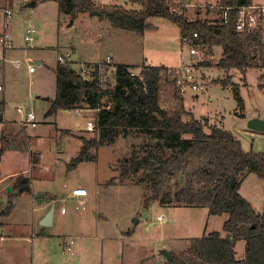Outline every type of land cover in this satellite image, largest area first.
I'll use <instances>...</instances> for the list:
<instances>
[{
	"label": "rangeland",
	"instance_id": "374dc122",
	"mask_svg": "<svg viewBox=\"0 0 264 264\" xmlns=\"http://www.w3.org/2000/svg\"><path fill=\"white\" fill-rule=\"evenodd\" d=\"M31 2L34 5L28 6ZM94 2L100 6L139 8L127 0ZM255 2L264 4V0H253ZM216 4L217 0H174L173 8L176 13L183 12L188 19L198 17L211 20L217 17L213 8ZM4 10L11 12L9 18ZM7 20L10 21L8 33L12 47L3 49L0 46V85L3 87L0 92V114L4 110L6 120L21 122L26 112L32 111L36 117V128H18L17 136L0 133V148L28 144L27 148L34 150L35 145L31 140L35 137L38 140L35 151L42 153L32 154L31 161L38 163V156L42 157L47 151V156L41 158V166L62 168L65 170L62 173L68 176L61 180L67 179L69 185L79 182L80 186L91 188L93 195L89 203L83 201L80 204L78 238V221L77 216H74L78 211L70 210L69 203L53 202L54 224L43 229L36 218L39 212L33 211L32 197L21 193L26 195L17 201L13 220L10 221L12 224L7 230L10 237L0 244V264H168L165 252L171 256L183 253L191 239L209 232L217 231L224 236L222 225L226 214L209 216L205 207L160 204L162 194L172 195L175 191L177 177L168 179L158 189L157 199L152 200L154 190L148 188L146 182H138V178L131 175L121 176L124 159L130 158L132 152L139 150L143 144H153L154 140L150 136L129 131L125 137L119 135L108 145L85 149L82 156L89 160L74 165L73 159L82 148L80 137L91 139L95 132L82 130L77 135H65L67 133L56 130L51 121H57L62 128L80 130L85 127L87 120H94L96 111L90 109L65 114L60 110L54 115L47 113L55 96L54 70L59 53H69V61L75 63L77 70L85 69L86 64L105 63L106 56L111 58V64L104 66L107 70L116 62L130 66V71L134 73H140V64L144 65V62L177 66L182 61L180 55L186 54L177 25L163 18H149L150 28L139 34L116 28L108 20H99L86 14H79L74 19L59 14L57 2L53 0H0V34ZM26 29L35 30L31 42L23 40ZM203 50L204 63H214L221 53V49L217 50L216 47L212 51L206 47ZM29 60L35 66L32 74L27 70ZM37 61L39 65L35 64ZM183 61L189 62L187 59ZM194 75L196 82L203 84L205 90L183 95L186 111L195 119L206 118L210 125L231 132L240 141L244 151L264 153V132L247 127L250 118H264V69L249 68L242 77L237 70L225 74L213 65L200 64L196 66ZM226 78L231 84L240 86L243 106H238L230 87L219 85V81ZM102 81L111 84L104 76ZM17 108L23 112L18 113ZM20 124L24 126L22 122ZM6 137L11 139L10 146L4 143ZM18 156L17 161L12 160L9 154L2 158L0 173L6 174L26 167L27 160L20 153ZM25 156H28L27 152ZM58 160L60 162L56 164ZM15 177H12L13 181ZM58 185L61 187L62 183ZM34 187L38 193L43 189L46 191L49 181L35 184ZM240 194L256 211L260 210L264 207V180L248 173L241 184ZM8 195L7 199L0 202V211L6 208L8 200L13 204L20 194ZM146 199L151 200L147 205ZM61 205L67 208L66 215L59 214ZM258 212L262 213L261 210ZM158 215L165 221L158 222ZM4 219L0 218V221ZM69 237L75 241L73 254L65 252L64 245ZM244 246L243 240L236 242L237 259L243 258Z\"/></svg>",
	"mask_w": 264,
	"mask_h": 264
},
{
	"label": "trees",
	"instance_id": "16d2710c",
	"mask_svg": "<svg viewBox=\"0 0 264 264\" xmlns=\"http://www.w3.org/2000/svg\"><path fill=\"white\" fill-rule=\"evenodd\" d=\"M53 1L57 2L59 14L73 19L86 14L139 34L150 28L149 18H163L177 25L180 34L197 32L209 51L213 47L221 49L218 60L202 65H213L225 74L237 70L242 77L249 68L264 69V32L259 29L237 33L233 11L229 22L222 23L216 17L188 19L183 12H175L174 0H127L138 9L100 6L94 0ZM251 3L217 0L218 6L232 8ZM70 63L57 62L55 96L47 113L72 110L81 103L96 111L95 136L80 137L82 148L73 159L74 165L89 160L82 156L85 149L108 145L119 135L125 137L129 131H138L150 136L154 143L143 144L124 159L122 177L131 175L138 182H146L154 190L152 200L157 199L158 189L168 179L177 177L175 191L172 195L162 194L161 205L205 207L209 216H227L222 225L224 236L213 231L193 238L183 253L172 255L168 264H264V213L256 211L240 194L248 173L264 180V153L244 151L231 132L187 112L183 95L168 76L171 67L142 65L139 76H131L130 66L114 64L115 79L109 84L99 81L96 72L99 64L105 69L106 63L90 66L96 77L90 81L83 80ZM227 79H221L219 85L230 87L238 106H243L240 86ZM13 186L18 194L30 192V180L21 174L15 177ZM149 201L146 199L145 205ZM12 209V201L8 200L0 218L8 217ZM238 240L245 242L242 259L235 256Z\"/></svg>",
	"mask_w": 264,
	"mask_h": 264
},
{
	"label": "crops",
	"instance_id": "0c3cea01",
	"mask_svg": "<svg viewBox=\"0 0 264 264\" xmlns=\"http://www.w3.org/2000/svg\"><path fill=\"white\" fill-rule=\"evenodd\" d=\"M251 2L253 3V0H251ZM253 4H261V3L255 2ZM188 5H190V4H188ZM190 6H194V5H190ZM216 6H217V4H216ZM215 13L218 14L217 11ZM217 50H218V48H217ZM219 54H221V53H219ZM217 57L219 59L220 55H218ZM113 61L114 60H112V64H114ZM180 61H181V55H180ZM18 63L20 64V62H17L16 64H18ZM119 63H121V62H116V64H119ZM180 63L181 62H179V64ZM35 64L39 65L40 62L37 61ZM74 64H75L74 62H71L70 67L73 68L75 71L80 72V70L83 69V68H80L79 70H77L74 67ZM143 64L144 65H152L151 63H148V62H144ZM140 65L142 66V63ZM82 66L83 65H81L80 67H82ZM85 66H86V68H90L89 67L90 65L86 64ZM156 66H159V65H156ZM166 67H171V68L176 67V64H175V66H166ZM30 74H32V73H30ZM0 87H1V90H0V92H1L3 90V87L1 85H0ZM36 97H39V96H36ZM195 97L197 98L196 94H195ZM4 103H5V100H3V102H2L3 107H4ZM59 111L60 110H57L52 115L57 114ZM70 111H77V113H79L82 111H90V109L87 108L86 104L81 103L75 109L62 110V112L65 114H69ZM23 119H24V117H23ZM21 122H23V120ZM21 122H16V121L10 122V121L6 120V118L4 117V110H3L0 114V133L10 134L12 136L19 135L18 128H20L21 130H24L25 127L29 126L27 124H24V126H21V124H20ZM51 122L54 123L56 130H58L60 132L67 133L65 135H69V134L70 135H77L80 131L84 130V128H81L80 130L73 129V128L72 129L62 128L57 121H51ZM37 137H39V136H37ZM78 137H80V135H78ZM10 140L11 139L7 138L6 140H4V143H6V145L10 146V143H11ZM37 141L38 140H36L35 137L31 140V142H34V145H35L34 150L27 148L28 147L27 142L25 143L27 145H24L22 147L17 146V147H11L10 148V147L4 146V147L0 148V164L2 163V161H1L2 158H4L7 154H9L11 156L12 160L15 159V161H17V158H19L18 154L20 153L24 157V159L27 160V165L23 169H15V170H12V172L6 173V174L0 173V202L3 201L4 199H7V197L9 196L8 194H10V193L16 194L17 193V191L13 189V184H12L13 178L12 177L17 176L20 173L24 174L25 177H27L30 180V193H26V194L30 195L32 197V202H34L33 203V211L39 212V215L36 217L38 221L40 220L39 225H40V222L43 219V217L46 215V213L51 208V206H53V202L60 201L61 203H69L71 206L70 210L78 211V214L74 215V216H77L76 218H77L78 227H79L78 228L79 233H77L78 234L77 237L79 238L80 237V206H81L80 204H82L83 201L88 202V203L90 202L91 196L93 195V190L87 186H80L79 182H75V183L69 185V184H67V179L61 180L60 178H64V177L68 176V174L65 172H64L65 174H63L62 172L65 170H63L62 168H60L58 166L54 167L53 169L51 167H48V166H41V164H40L41 158H44V156H47V153H48L47 151L42 154V157L38 156V161H39L38 163L32 162L31 161V155L34 153H36V154L39 153V150L35 151L36 148H38ZM49 145L50 144H48V146ZM23 147H26V148H23ZM79 149L80 148H78V151H79ZM23 150L27 152V154H28L27 157L25 156L26 152H23ZM78 151H76V153ZM41 153H39L38 155H41ZM71 157L72 156H70V158ZM59 162H60V160H58L56 162V164H58ZM14 180H15V178H14ZM45 181H49L48 190L45 191L43 189L40 191V193L36 192L34 185L35 184L36 185L37 184H43V182H45ZM58 183H62V186L60 187L58 185ZM68 183H70V182L68 181ZM79 187L86 189L87 196L85 198H77V197H72L70 195L72 189L79 188ZM26 194H20V195L16 196L15 200L13 201L12 212L10 213V215L8 217H5L4 220L0 221L2 223V225L0 227V244L2 242H4L5 240L9 239L10 234L7 230L9 229V226H10L9 224L10 223L12 224V222H10V221L13 220V216H14L13 213H14V210L16 208L17 201L19 200V198L22 195H26ZM36 200H39V201H36ZM258 205H259V207H263L260 204H258ZM61 208H65V213H59V214L60 215H66L68 212L67 208L64 205H61L60 209ZM259 209L262 211V213H264V210H263L264 207L259 208ZM260 210H258V211H260ZM41 212H42V214H41ZM54 215H55V209H54L53 216H52V225L51 226H53V224H54ZM14 224H19V223H14ZM42 228L47 229L48 227H42ZM43 234L45 235L44 231H43ZM46 234H47V232H46ZM69 238L73 240L72 246H75L74 238H71V237H69ZM72 250H73V248H72Z\"/></svg>",
	"mask_w": 264,
	"mask_h": 264
},
{
	"label": "built area",
	"instance_id": "2783aa9c",
	"mask_svg": "<svg viewBox=\"0 0 264 264\" xmlns=\"http://www.w3.org/2000/svg\"><path fill=\"white\" fill-rule=\"evenodd\" d=\"M215 10L217 11V17L222 23H228L229 22V15L233 11L234 13V28L237 33H244V32H250L255 30H261L264 32V4H246V5H240L236 6L234 8L232 7H226V6H214ZM4 14L9 18L11 16V12L9 10H4ZM10 25V21L7 20L3 27L4 31L0 34V46L3 49H9L12 47L10 42V36L8 33V28ZM35 33L34 29H26L25 34L23 36V40L25 42H31L33 41V34ZM180 42L183 47L186 49V54H181V63L174 67L169 69L168 76H170L174 82L175 85L179 88V92L182 95H185L186 93L193 92V93H199L204 92V85L197 83L196 76L194 75V70L196 66H199L201 63H203V49L205 48L202 42V39L200 38L199 34L197 32H183L180 34ZM209 58H212L210 56ZM189 60V62H184L183 60ZM57 62L61 64H67L70 63L69 61V54L68 53H59L57 56ZM28 67L27 70L29 73H33L35 71V66L33 61H28ZM106 64H111V58L109 56H106L105 59ZM19 64V63H18ZM95 69H82L79 72V75L81 78L85 81H90L94 78H96L94 75L91 74L92 71ZM106 71V72H104ZM115 67L111 65V68L109 70L104 69L99 64L96 72H97V78L99 81H102V76L107 78L108 81H114L115 79ZM131 76H139V73H134L133 71H130ZM1 90V87H0ZM18 113H22L23 110L20 108L16 109ZM23 124L29 125L31 128L36 127V117L32 111H28L25 114V117L23 119ZM95 130V119L94 120H87L85 123L84 131L86 132H92ZM70 195L72 197L77 198H85L87 196V191L85 188H75L71 190ZM60 213H65V208L60 209ZM158 222H164L165 219L161 216H157ZM72 239H67L65 242V252L73 254L72 252Z\"/></svg>",
	"mask_w": 264,
	"mask_h": 264
},
{
	"label": "water",
	"instance_id": "95a60500",
	"mask_svg": "<svg viewBox=\"0 0 264 264\" xmlns=\"http://www.w3.org/2000/svg\"><path fill=\"white\" fill-rule=\"evenodd\" d=\"M33 5H34V2H31L28 4V6H33ZM247 127L250 130L264 132V118L262 119L258 117L250 118L247 121ZM53 212H54V206H51L49 211L46 213V215L43 217V219L40 222V225L42 227H50L52 225ZM165 257L167 260H171L172 258V256L168 252H165Z\"/></svg>",
	"mask_w": 264,
	"mask_h": 264
}]
</instances>
